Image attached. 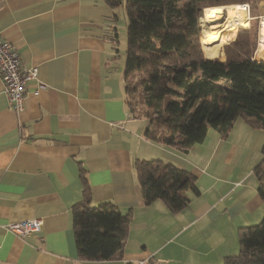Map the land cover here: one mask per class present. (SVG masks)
Instances as JSON below:
<instances>
[{"label": "crops", "instance_id": "1", "mask_svg": "<svg viewBox=\"0 0 264 264\" xmlns=\"http://www.w3.org/2000/svg\"><path fill=\"white\" fill-rule=\"evenodd\" d=\"M253 9L254 19L264 15V0ZM251 11L250 6V16ZM120 16L103 0H0L3 36L26 66L38 69L36 80L27 83L21 112L9 107L0 83V264L213 262L215 208L231 192L230 187L218 193L222 181L214 169L225 168L252 135L264 138V129L236 118L226 137L209 128L186 152L147 139L148 121L133 117L126 106L124 61L111 42L114 29L119 39L124 36ZM204 56L224 59L223 51ZM255 57L263 59L261 53ZM36 81L44 84L37 94ZM135 159H160L189 171L199 193L178 213L159 200L144 204ZM82 175L90 205L108 201L131 213L121 258L77 255L71 209L83 198ZM260 203L257 193L239 199L236 223L250 224ZM28 218L42 221L33 235L20 238L6 229L9 222Z\"/></svg>", "mask_w": 264, "mask_h": 264}, {"label": "trees", "instance_id": "2", "mask_svg": "<svg viewBox=\"0 0 264 264\" xmlns=\"http://www.w3.org/2000/svg\"><path fill=\"white\" fill-rule=\"evenodd\" d=\"M103 1L113 8L122 5V0ZM245 1L125 0V102L133 117L148 121L147 139L186 152L204 140L209 128L226 137L236 118L251 128H264V59L254 55L255 29L239 26L223 46L224 59L205 57L207 49L200 42L203 7ZM203 36L221 55L216 48L224 43L221 33ZM111 42L117 50L115 29ZM261 154L253 172L264 205V143ZM133 167L146 205L159 200L176 213L188 204L190 194L199 193L195 176L171 162L135 159ZM82 181L83 198L71 209L78 257L121 258L130 211L122 213L108 201L90 205L83 175ZM238 238V254L226 256L224 264H264V215L257 224L240 226Z\"/></svg>", "mask_w": 264, "mask_h": 264}, {"label": "rangeland", "instance_id": "3", "mask_svg": "<svg viewBox=\"0 0 264 264\" xmlns=\"http://www.w3.org/2000/svg\"><path fill=\"white\" fill-rule=\"evenodd\" d=\"M258 0H247L245 2L249 3L252 7V13L250 16V20H247V23L241 27L243 28H253L256 31V42L258 39V22L257 19H254L255 13L253 7L256 6ZM124 2L125 0H122V5L115 7V10L117 12V16H120L119 18V32L124 35L120 39L118 38V44L117 47L119 49V53L123 58V61H125V48H126V28H127V17L125 15L124 11ZM233 4V3H229ZM202 17V16H201ZM201 17L199 18L201 30L206 29V26H202L203 22L201 21ZM237 27H232L228 29H224L221 32H215V33H221L222 38L224 39V43L220 46H216L222 48L223 46L228 43L229 41L233 40L231 39L232 36H236ZM235 32V33H234ZM233 33L235 35H233ZM208 35V34H207ZM202 37V39H201ZM200 42L205 46L207 49V54L209 56L220 54L218 50H216L211 45L207 44L204 40V36L201 32ZM229 39V40H228ZM227 40V41H226ZM255 42V47H256ZM202 46V45H201ZM254 47V48H255ZM258 53L260 52V49H258ZM203 51V49H202ZM224 53V52H223ZM203 54L206 55V53L203 51ZM145 120V119H144ZM147 122V121H146ZM148 123V122H147ZM256 131L257 129H264V128H254ZM244 141V140H243ZM246 141V140H245ZM264 143V138L256 137L252 135L250 145L248 146V142H244L241 144V146L238 147V149L235 151L234 156L231 158V160L226 162L225 168L218 171L217 169H214V174L219 178V180L222 181L221 184V190L220 195L225 194V191L228 190L231 187L230 195L224 199L221 198V201H218L216 210V216L213 224V228L211 231V238H210V244H211V254L210 257L213 256V262H209L208 264H224V258L229 255H236L239 252V243H238V228L240 226H248V225H254L259 223L261 221L263 215H264V205L263 203L257 207L256 214H254V219L251 220L250 224H237L236 221L239 219V217H236L235 212V205L239 199H245L249 200L254 198L256 196V188H257V180L255 177V174L253 172L254 167L259 163L261 159V147ZM198 182V181H197ZM196 183L198 186L199 184ZM232 185V186H231ZM202 187V186H201ZM214 192L215 190L212 189ZM210 191V194L212 193ZM214 194H216L214 192ZM190 198L192 197V194L189 195ZM213 197L212 195L210 198ZM206 198V196H205ZM208 199V198H207ZM232 199V201H231ZM225 209V210H224ZM178 213V212H176ZM242 219L244 218V213L240 215ZM234 217H236L234 219ZM208 225L203 226V230L207 232Z\"/></svg>", "mask_w": 264, "mask_h": 264}, {"label": "built area", "instance_id": "4", "mask_svg": "<svg viewBox=\"0 0 264 264\" xmlns=\"http://www.w3.org/2000/svg\"><path fill=\"white\" fill-rule=\"evenodd\" d=\"M241 6L247 13V20L250 19V4L247 2L241 3ZM264 15L257 17L258 32L263 25ZM246 20V23H247ZM259 42H256L254 55H257V48ZM37 66H26L22 61L21 55L7 38L3 36L0 30V83L2 92L8 100L9 107L16 113L21 112L24 108V99L27 91L26 86L30 80L37 78ZM44 87L43 82L36 81L34 93L37 94L40 89ZM42 221L38 218H28L18 221L9 222L6 224V229L20 238H25L33 235L41 228Z\"/></svg>", "mask_w": 264, "mask_h": 264}, {"label": "bare ground", "instance_id": "5", "mask_svg": "<svg viewBox=\"0 0 264 264\" xmlns=\"http://www.w3.org/2000/svg\"><path fill=\"white\" fill-rule=\"evenodd\" d=\"M246 20L247 13L241 3L208 5L202 9L201 21L203 22L202 26H206V29L202 28L201 32L203 35L221 32L234 26H243L246 24ZM258 49L264 51V19L263 25L259 29L257 52ZM258 56H260V53H258Z\"/></svg>", "mask_w": 264, "mask_h": 264}]
</instances>
